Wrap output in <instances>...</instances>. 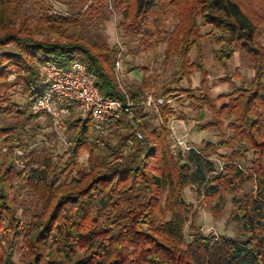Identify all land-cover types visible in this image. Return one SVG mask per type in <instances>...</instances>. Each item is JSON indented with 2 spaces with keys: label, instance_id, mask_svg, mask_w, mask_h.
Segmentation results:
<instances>
[{
  "label": "trees",
  "instance_id": "trees-1",
  "mask_svg": "<svg viewBox=\"0 0 264 264\" xmlns=\"http://www.w3.org/2000/svg\"><path fill=\"white\" fill-rule=\"evenodd\" d=\"M34 1L37 13L27 9L29 0H0V264H264V0H64V9ZM109 8L121 14L118 32L135 44L128 54L166 42V60L178 58L172 80L162 87L163 103L149 106L144 82L132 84V117L122 111L97 127L72 116L62 152L48 143L53 132L16 161L14 145L37 143L44 129L32 125L39 116L30 110L43 92L40 64L65 67L79 59L104 96L126 102L114 71L118 45L105 35ZM206 27L219 63L226 65L237 52L249 60V85L222 78L232 89L213 96L202 53ZM195 71L201 75L195 99L210 111L196 128L221 139L186 151L172 146L175 110L168 101L194 97L181 82L190 86ZM17 85L24 102L11 92ZM3 146L10 152L4 154ZM247 183L253 188L244 193ZM187 187L198 205L186 200ZM231 193H243L234 198L229 218L246 239L205 233L198 225L201 208L217 216L214 201ZM17 195L35 200L22 214ZM18 245L19 262L13 258Z\"/></svg>",
  "mask_w": 264,
  "mask_h": 264
},
{
  "label": "rangeland",
  "instance_id": "rangeland-1",
  "mask_svg": "<svg viewBox=\"0 0 264 264\" xmlns=\"http://www.w3.org/2000/svg\"><path fill=\"white\" fill-rule=\"evenodd\" d=\"M64 0H39L40 6H49L52 4L57 8H63L60 3ZM27 9L30 12L37 13L38 8L35 9V1L29 0ZM121 14L115 11L113 8H109L107 12V20L105 22V35L109 44L114 45L120 42L123 45L124 52L122 54V62L124 75L129 87L132 84L140 85L145 84V98L152 96L153 98L161 97L162 87L170 82L173 78V72L178 68V58L173 57L169 61L165 58V50L167 47L166 42L160 43L157 47L148 52H139L135 56L128 54V47H134L135 44L129 40L128 37L118 32L117 24L120 20ZM177 23V18L171 17L167 23L168 30L171 31ZM211 28L206 27L203 29L202 38V53L204 55V64L209 72V85L212 88L213 96L216 97L221 93L231 91V86L228 83H221L222 78L230 77L237 86L249 85L251 79L254 76V70L249 60L240 52H237L232 60L226 65L219 63L213 56V49L216 48L212 36L210 34ZM259 41L264 45V27H261V34ZM192 60L197 58V49H194L190 55ZM130 69H133L130 71ZM16 74H12L9 77L10 81L15 79ZM201 75L199 71H195L192 76V84L189 86L188 82L183 80L181 85L184 87L192 88L193 96L183 94L178 98H171V106L175 110L169 123L170 137L173 148L181 146L183 150H188L191 146L199 147L202 141H219L221 136L215 131H199L196 128V124H203L210 118V111L208 108L199 107V103L195 97L199 96L200 91L197 89L200 85ZM14 93V98L18 102H24V95L21 92L20 86H15L11 89ZM33 126L43 127V131L39 135L37 143H30L28 146H21L17 142L13 149V156L16 161L22 157H25L28 150L33 147H40L41 142L47 139L49 133H53L52 124L46 117H38ZM230 136L231 131H226ZM64 137L68 141V137ZM180 142V143H179ZM52 145L57 147L58 152H62L66 146L62 140H57L56 136L52 137V140L48 141ZM238 147V145H235ZM4 154L10 152L8 146L2 147ZM251 156V155H250ZM249 154L248 157L250 158ZM87 155L84 154L81 158L83 166H86ZM245 166V165H244ZM249 166V164H248ZM247 167V165L245 166ZM253 185L247 183L244 187L245 192H251ZM243 193L236 194H224L222 199L214 201V205L219 207V213L217 216L208 207L200 209V215L198 219V225L205 233L213 232L215 234H226L233 238L246 239L247 233H245L235 221L230 220V214L235 206L234 198L242 196ZM18 206L20 207L19 213L22 214L24 210L29 208L34 199L28 195H17ZM185 198L189 202H193L195 205L199 204L197 195L191 187H187L185 190ZM26 217V216H25ZM185 234L188 236V226L185 227ZM21 246L18 245L15 249L14 260L19 262L20 255L22 254ZM10 251V249H7Z\"/></svg>",
  "mask_w": 264,
  "mask_h": 264
},
{
  "label": "built area",
  "instance_id": "built-area-1",
  "mask_svg": "<svg viewBox=\"0 0 264 264\" xmlns=\"http://www.w3.org/2000/svg\"><path fill=\"white\" fill-rule=\"evenodd\" d=\"M118 54L114 71L118 87L125 94L126 102L120 98L106 97L96 85L94 77L88 73L85 64L79 59L73 60L68 66L56 63L39 65L40 86L43 89L40 97L30 106L31 113L50 120L57 140H62L68 147L64 137L67 120L75 116L80 119H91L97 127L115 118L125 111L132 117L131 102L127 90L129 85L124 75L122 54L123 45L117 42ZM163 103L161 97L147 98V104L155 107ZM138 137L143 138L139 132ZM180 143V142H179Z\"/></svg>",
  "mask_w": 264,
  "mask_h": 264
}]
</instances>
